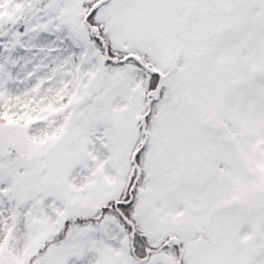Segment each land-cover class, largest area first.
Returning <instances> with one entry per match:
<instances>
[{"label": "snow or ice", "instance_id": "6c2138e0", "mask_svg": "<svg viewBox=\"0 0 264 264\" xmlns=\"http://www.w3.org/2000/svg\"><path fill=\"white\" fill-rule=\"evenodd\" d=\"M0 264H264V0H0Z\"/></svg>", "mask_w": 264, "mask_h": 264}]
</instances>
